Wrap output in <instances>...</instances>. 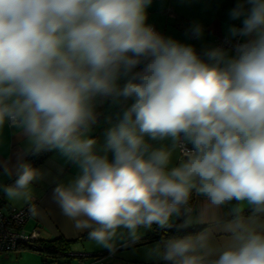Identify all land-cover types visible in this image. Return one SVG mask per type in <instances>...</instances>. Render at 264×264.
Listing matches in <instances>:
<instances>
[{
	"label": "clouds",
	"instance_id": "9594fccd",
	"mask_svg": "<svg viewBox=\"0 0 264 264\" xmlns=\"http://www.w3.org/2000/svg\"><path fill=\"white\" fill-rule=\"evenodd\" d=\"M152 3L0 0V131L27 142L0 193L35 215L46 174L26 157L57 151L76 172L51 200L97 246L155 226L174 232L149 249L162 264H264V0H237L229 46L200 52L148 23ZM194 196L227 212L191 232Z\"/></svg>",
	"mask_w": 264,
	"mask_h": 264
},
{
	"label": "crops",
	"instance_id": "0c3cea01",
	"mask_svg": "<svg viewBox=\"0 0 264 264\" xmlns=\"http://www.w3.org/2000/svg\"><path fill=\"white\" fill-rule=\"evenodd\" d=\"M237 0H153L148 9V23L152 24L157 31L166 36H171L182 42L195 46L198 52L215 45L217 37L227 36L229 24H240V21L229 19V10ZM194 23L203 26L204 34L200 39H192L186 35V30ZM104 126L98 127L93 135L102 136ZM26 140L16 131L7 127L0 131V162H16L18 155L22 154L26 147ZM32 165L41 169L45 178L32 187L33 207L36 214L30 216L24 224L25 231L34 228L39 229L40 240H54L63 237L70 241V252L77 254H102L111 252L107 264H157L162 263L159 259L149 256L151 249L158 242L167 238L151 240V236H163L165 231L155 226L151 230H141L142 237L132 243L125 239L117 242L113 251L99 247L94 241L88 239L86 232L77 231L71 223L61 216L58 207L52 202L51 194L56 183L69 180L76 172L74 165L61 156L57 151L42 152L36 156H28ZM177 160L174 158L173 163ZM11 182V178L0 175V184ZM6 210L9 206L21 207L25 203L19 200H9L1 193ZM193 217L199 216L202 223H192L189 231L197 232L202 227L212 226L217 217H223L227 210H215L201 205L198 198L193 197ZM158 232V233H157ZM218 239L221 238L219 235ZM18 250L0 253L2 259L17 258Z\"/></svg>",
	"mask_w": 264,
	"mask_h": 264
},
{
	"label": "built area",
	"instance_id": "2783aa9c",
	"mask_svg": "<svg viewBox=\"0 0 264 264\" xmlns=\"http://www.w3.org/2000/svg\"><path fill=\"white\" fill-rule=\"evenodd\" d=\"M225 39L226 36L217 37L215 45L228 47L229 45L225 44ZM235 42V40L231 41L232 44ZM4 206L5 201L0 193V253L15 251L22 247H28L33 250L39 249V229L34 228L29 232L24 229L27 219L32 216L29 211V205L24 204L21 207L9 206L6 210H3ZM68 255V257L77 256L82 259L80 264H107V259L111 256V252L97 255L69 252Z\"/></svg>",
	"mask_w": 264,
	"mask_h": 264
},
{
	"label": "trees",
	"instance_id": "16d2710c",
	"mask_svg": "<svg viewBox=\"0 0 264 264\" xmlns=\"http://www.w3.org/2000/svg\"><path fill=\"white\" fill-rule=\"evenodd\" d=\"M158 233V232H157ZM161 234L163 236H151V240H157L158 238H168L170 235H173L174 232H164L162 231ZM40 248L36 249L41 254V263L48 264L47 259H60L64 257H68V253L70 252V241L63 237H59L54 240H39ZM97 255V254H95Z\"/></svg>",
	"mask_w": 264,
	"mask_h": 264
},
{
	"label": "rangeland",
	"instance_id": "374dc122",
	"mask_svg": "<svg viewBox=\"0 0 264 264\" xmlns=\"http://www.w3.org/2000/svg\"><path fill=\"white\" fill-rule=\"evenodd\" d=\"M13 252V251H12ZM19 256L12 259H2L0 257V264H42L41 254L39 251L33 250L28 247H22L18 249ZM3 253V252H2ZM48 264H80L82 259L79 257H64L60 259H47Z\"/></svg>",
	"mask_w": 264,
	"mask_h": 264
}]
</instances>
